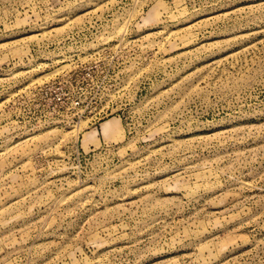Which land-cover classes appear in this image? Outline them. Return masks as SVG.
<instances>
[{"label": "rangeland", "instance_id": "obj_1", "mask_svg": "<svg viewBox=\"0 0 264 264\" xmlns=\"http://www.w3.org/2000/svg\"><path fill=\"white\" fill-rule=\"evenodd\" d=\"M0 264H264V0H0Z\"/></svg>", "mask_w": 264, "mask_h": 264}, {"label": "bare ground", "instance_id": "obj_2", "mask_svg": "<svg viewBox=\"0 0 264 264\" xmlns=\"http://www.w3.org/2000/svg\"><path fill=\"white\" fill-rule=\"evenodd\" d=\"M116 126H117V120L116 119H109L102 124L101 130H102V134H103L105 139L106 138H114V137H112V135L114 134ZM96 134H97V132L95 130H93L92 132L91 131L86 132L85 136H86V138L94 139V138H96Z\"/></svg>", "mask_w": 264, "mask_h": 264}, {"label": "crops", "instance_id": "obj_3", "mask_svg": "<svg viewBox=\"0 0 264 264\" xmlns=\"http://www.w3.org/2000/svg\"><path fill=\"white\" fill-rule=\"evenodd\" d=\"M104 122H105V121H104ZM104 122H103V123H104ZM103 123H102V124H103ZM102 124H101V126H102ZM101 126H100V133H102ZM92 131H93V130H91V132H92ZM95 131H96V130H95ZM88 132H89V131H88ZM96 132H97V131H96Z\"/></svg>", "mask_w": 264, "mask_h": 264}]
</instances>
